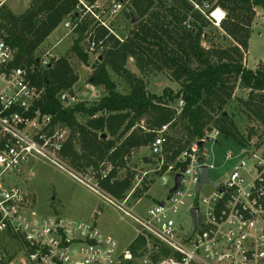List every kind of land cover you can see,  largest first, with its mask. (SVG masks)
I'll return each instance as SVG.
<instances>
[{"label":"built area","instance_id":"1","mask_svg":"<svg viewBox=\"0 0 264 264\" xmlns=\"http://www.w3.org/2000/svg\"><path fill=\"white\" fill-rule=\"evenodd\" d=\"M76 1V18L64 21V25L74 30L79 24L89 22L83 40L86 51L100 56L109 46L110 35L124 40L115 32V24L131 0ZM185 1L195 11L221 23L222 20L214 17L219 9L215 4L217 0ZM7 2L0 0V6ZM101 29L108 33L99 36ZM58 58L52 56L41 64L45 66ZM41 93L33 84L29 70L15 65L13 48L0 37V238L18 240L26 262L264 264V139L245 137L243 144L235 141L237 147L225 152L224 161L231 166L224 182L219 183L210 177L214 163L205 153L207 142L219 144L223 137L215 126L206 127L202 138L192 142L172 164L167 161L164 148L168 125L158 130L157 138L149 146L152 167L138 177V185L145 179L152 184L158 177L161 187L170 184V188L145 216L120 206L142 229L130 248L120 250L117 240L92 222L32 215L28 211L32 206L30 194L19 180L23 168L31 160L42 158L72 172L64 163L63 153L70 129L35 109ZM59 97L65 106L78 103L69 91L60 92ZM183 106L184 101L179 99L176 107L181 110ZM199 142H204L203 150ZM202 167L208 168L209 181L197 191ZM107 173L103 171L102 177ZM179 173L182 178L175 188ZM207 186L214 189L205 190ZM105 197L117 205L113 199ZM195 208L199 210L198 225L193 214ZM186 216H189L188 223L184 220ZM138 238L143 242L134 250Z\"/></svg>","mask_w":264,"mask_h":264},{"label":"trees","instance_id":"2","mask_svg":"<svg viewBox=\"0 0 264 264\" xmlns=\"http://www.w3.org/2000/svg\"><path fill=\"white\" fill-rule=\"evenodd\" d=\"M76 3L32 0L20 14L6 4L0 6V37L13 48L15 65L26 67L33 84L42 90L35 109L70 129L63 153L74 171L91 168L99 172L98 184L120 199L130 190L135 173L128 170L125 177L118 178V172L127 168L135 150L152 144L164 125H168L164 148L170 164L192 142L202 138L209 126L220 129L227 139L239 144L246 142L233 117L224 109L237 87L264 91V63L256 69L244 64L255 7H264V0H217L216 5L226 15L223 18L218 9L214 17L223 19L221 29L232 40L227 47L203 44L204 40L211 42L205 31L211 20L185 0H131L128 16L131 22L135 17L137 21L123 41L109 36L111 44L92 64L88 77V83L104 87L106 94L92 105L78 102L65 106L60 92L74 94L79 79L69 57L52 59L43 66L36 53L61 23L76 18ZM88 25L89 22H83L74 29L78 35L70 48L85 65L90 64L89 52L83 46ZM107 33L103 29L98 31L101 37ZM129 57L135 58L138 67L149 65L158 72L168 71L180 82V89L166 87L162 93L150 92L144 79L128 67ZM109 69L128 82L129 91L117 90ZM257 97L251 98L252 104L249 100L246 103L252 115L264 123L263 96ZM179 99L184 101L181 110L176 107ZM79 114L87 116L85 122L78 120ZM252 133L254 130L248 138ZM103 171H108L104 178ZM150 183L143 180L141 188L147 190ZM139 192L137 189L136 193ZM142 242V238L136 239L134 250ZM10 261L11 258L0 260V264Z\"/></svg>","mask_w":264,"mask_h":264},{"label":"rangeland","instance_id":"3","mask_svg":"<svg viewBox=\"0 0 264 264\" xmlns=\"http://www.w3.org/2000/svg\"><path fill=\"white\" fill-rule=\"evenodd\" d=\"M171 1L168 0V2ZM31 2L32 0H8L6 5L14 13L20 14L25 11L23 9L29 7ZM216 6L223 12V18H225L226 13L219 5ZM130 7L131 5L129 4L127 6L129 11ZM127 9L115 24V32L123 39L129 35L133 27V22L130 21ZM255 10L256 15L251 26L249 51L245 53L244 60L246 67L251 69H256L260 64L264 63V7L257 6ZM205 31L211 38V42L209 40L203 41L206 47H211L212 44L217 47H227L232 44L231 38L225 34L223 29H221V24H218L214 18H212L211 25ZM77 35L71 27H66L63 22L45 40L36 54L42 61L51 59L52 56H68L70 63L79 76L73 88L74 95L78 102L92 105L106 93V90L102 86L96 87L88 83V77L92 72V64L98 57L97 53L89 52L90 64L85 65L70 50ZM110 44L111 40L108 42V45ZM128 67L132 72L144 79L150 92L162 93L166 87H171L174 90H179L181 87L180 82L175 80L168 71L158 72L149 65L138 67L134 57H129ZM109 72L112 79L116 82L119 92L125 93L129 91V84L124 78L112 69H109ZM258 95L263 96L264 100V91H252L250 88L237 87L234 96L224 109L229 116L233 117L239 131L245 137H248L251 131L254 130L251 136L253 140L264 139V123L252 115V110L248 107L246 101H250L252 97L253 99H259ZM86 119L87 116L78 115L80 122H85ZM235 143L233 139L225 137L220 138L219 144L206 143V156L210 162L214 163V168L210 170V177L219 183L224 182L225 173L231 166L224 161L225 152L228 149L236 148ZM145 158L148 159L146 162H144ZM151 160L152 154L149 147H142L132 153L127 162V168H122L117 175L118 178H123L128 170L135 173L130 190L125 197L120 199L109 194L98 184L101 178L99 172L88 168L78 173L73 170L67 159L64 160V163L72 172L64 170L42 158H36L23 168V174L19 180L30 194L32 206L28 211L32 215L37 217L56 216L92 222L103 233L115 238L119 244V249L123 251L130 248L131 243H133L142 229L120 206L129 209L137 215L145 216L148 209L161 200L170 188V184L161 187L158 177L149 185L147 190L141 188L142 184L138 185V177L142 176L145 170L152 167ZM75 175L80 176L83 181ZM137 189H140L141 192L136 193ZM206 189L214 188L207 186ZM104 194L113 199L118 206L110 202ZM184 220L188 223L189 216H186ZM8 258H11L8 264H31L30 261L26 262L23 259L24 255L20 242L14 238L3 236L0 238V260H7Z\"/></svg>","mask_w":264,"mask_h":264},{"label":"water","instance_id":"4","mask_svg":"<svg viewBox=\"0 0 264 264\" xmlns=\"http://www.w3.org/2000/svg\"><path fill=\"white\" fill-rule=\"evenodd\" d=\"M137 19L134 18L133 22H136ZM103 137H106V134L103 135ZM199 146H200V150H203L204 148V142H199ZM77 148L79 149L80 148V145H77ZM200 161L202 162L203 161V158H200ZM185 168H182V170H184ZM182 178V174L179 173L177 176H176V185H175V188H178L179 184H180V180ZM209 181L208 180V168L207 167H202L201 168V180L198 184V187H197V191H199L201 185L204 183V182H207ZM174 189L171 190V192H173ZM193 214H194V218H195V221H196V224L198 225V222H199V210L197 208L193 209Z\"/></svg>","mask_w":264,"mask_h":264},{"label":"crops","instance_id":"5","mask_svg":"<svg viewBox=\"0 0 264 264\" xmlns=\"http://www.w3.org/2000/svg\"><path fill=\"white\" fill-rule=\"evenodd\" d=\"M26 8H27V7H26ZM26 8H25V9H23V10H26ZM90 85H91V84H90ZM105 94H106V93H105ZM105 94H103L102 96H104ZM99 95H100V93H99ZM102 96H101V97H102ZM97 99H98V98H97ZM146 160H148V159H147V158H145V159H144V162H146Z\"/></svg>","mask_w":264,"mask_h":264},{"label":"bare ground","instance_id":"6","mask_svg":"<svg viewBox=\"0 0 264 264\" xmlns=\"http://www.w3.org/2000/svg\"><path fill=\"white\" fill-rule=\"evenodd\" d=\"M147 161V160H146Z\"/></svg>","mask_w":264,"mask_h":264}]
</instances>
